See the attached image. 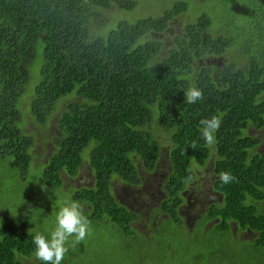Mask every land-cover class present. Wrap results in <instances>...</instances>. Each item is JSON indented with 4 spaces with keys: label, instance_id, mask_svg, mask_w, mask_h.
<instances>
[{
    "label": "trees",
    "instance_id": "16d2710c",
    "mask_svg": "<svg viewBox=\"0 0 264 264\" xmlns=\"http://www.w3.org/2000/svg\"><path fill=\"white\" fill-rule=\"evenodd\" d=\"M114 6L125 16L139 3L0 0V191L4 177L28 184L42 170L25 193L37 213L0 225V264H78L76 253L87 264H264L263 139L250 133L264 130V0L177 1L112 26ZM202 6L214 19L193 16ZM179 18L184 32L164 44ZM65 98L76 99L37 165L21 104L46 127ZM156 129L169 137L170 172L157 229L142 234L113 182L142 184L138 163L156 170ZM85 161L93 185L68 186ZM208 165L221 200L189 221L186 191Z\"/></svg>",
    "mask_w": 264,
    "mask_h": 264
},
{
    "label": "rangeland",
    "instance_id": "374dc122",
    "mask_svg": "<svg viewBox=\"0 0 264 264\" xmlns=\"http://www.w3.org/2000/svg\"><path fill=\"white\" fill-rule=\"evenodd\" d=\"M139 3V6H136L135 12L132 14H125L122 16L121 10L114 6L113 9L109 13V19L111 21V25L113 26L114 22H120L123 19L126 20H136L137 16L140 15H148L153 13V15L158 16L159 13H163V11L171 6L177 1H185L189 5L194 3L195 0H136ZM207 0H197V4H204ZM207 12L212 19L213 13L212 11H208L205 7H201L197 10L196 7L192 10L193 16L201 15L202 13ZM135 16V17H134ZM193 16L186 15L187 20H195ZM123 17V18H122ZM183 18H179L173 23L171 26V30L165 35L161 36L162 42L164 44L171 45L173 38L176 35H180L184 32V24L182 21ZM156 35H154L155 37ZM159 38V36H157ZM220 63V60L216 61ZM32 87V86H31ZM31 91V89H29ZM31 93V92H29ZM76 98H65L59 104L57 110L54 115L51 117L48 126L41 127L35 124V121L32 120L28 109L23 108V104H21V111L23 112L24 117L29 119L27 124L28 133L35 139L36 147L33 149L32 154L35 158V164L39 165L42 158H46L50 154L51 145L54 137L57 135L58 129V121L62 114V111L67 108V104L70 101L75 100ZM251 134L261 137L263 139L261 151H264V130H253L250 131ZM156 138L161 142V153L158 166L154 172H145L141 166V163H138V169L140 171V176L143 180V183L139 186H129L128 183L121 182L120 179H115L113 182V189L116 192L121 204L129 207V209L139 216L140 220V229L143 233L146 234L148 228L146 226H151L150 223L153 221V217L155 213L159 212L160 204L162 203L165 192H164V184L168 178L170 172V164L168 162V149H169V137L165 131L155 130ZM3 166V163H0V167ZM7 165L0 169V175L6 170ZM34 171L30 172L27 175L28 184H24L20 181V184L17 185V178L14 176L4 177L7 187L2 186L4 190L0 191V195L6 196L1 192L7 191L9 193V197L4 198V202L0 203V225H3L4 219L11 218L17 221H26L29 214H36L39 207L35 208L32 206V202L28 203L29 198H25L26 192L35 191L36 188L40 186V177H42V170L36 166H34ZM14 174V173H13ZM69 185H79V186H92L93 185V176L92 173L88 169V163L84 162V165L81 167L79 175L77 178L71 180L68 179ZM4 184V183H1ZM66 187V190L68 188ZM186 205L182 208L181 212L185 216L187 220H192V217H196L197 215L203 213L212 203H219L221 197L214 193L212 188V169L210 165L205 168H202L198 171V177L194 181V183L188 188L186 191ZM8 199V201L6 200ZM7 201V202H6ZM38 202V201H37ZM27 204V205H26ZM32 211V212H31ZM160 212L157 216H160ZM34 222V221H33ZM157 227L155 228V230ZM154 230V229H153ZM150 232V229L148 233ZM147 233V234H148ZM153 235L147 239L149 245L148 248L152 251L155 247L154 241L152 239ZM246 238H251V236L245 235ZM98 244V245H97ZM95 244H89L90 249V257H94L95 254L102 249V240ZM69 247V245H66ZM101 247V248H99ZM235 253L238 256L239 251H230ZM242 254H245L244 252ZM81 258H80V257ZM76 253L75 262L78 264H87L88 258L83 257L80 253ZM79 259V261L77 260ZM224 260H228L227 258L220 259V263L222 264ZM26 264H37V261L28 260ZM226 264H228L226 262Z\"/></svg>",
    "mask_w": 264,
    "mask_h": 264
},
{
    "label": "flooded vegetation",
    "instance_id": "af4514ba",
    "mask_svg": "<svg viewBox=\"0 0 264 264\" xmlns=\"http://www.w3.org/2000/svg\"><path fill=\"white\" fill-rule=\"evenodd\" d=\"M157 217H158V216H154V217H153V221H152V223H150V225H151L150 227H149V226H146V227L148 228V231H149V229H150V232H149V233H151V231H152L153 229L156 228V224H157V222H156V218H157ZM138 218H139V216H138ZM134 227L136 228L137 231H139V233L145 234V233H143L142 230L140 229V220H139V219L135 221V223H134ZM148 231L146 232V234L148 233ZM149 233H148V234H149Z\"/></svg>",
    "mask_w": 264,
    "mask_h": 264
}]
</instances>
